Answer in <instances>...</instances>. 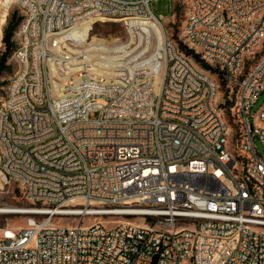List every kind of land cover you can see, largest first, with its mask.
I'll use <instances>...</instances> for the list:
<instances>
[{
	"label": "built area",
	"instance_id": "1",
	"mask_svg": "<svg viewBox=\"0 0 264 264\" xmlns=\"http://www.w3.org/2000/svg\"><path fill=\"white\" fill-rule=\"evenodd\" d=\"M33 1L14 0V7L23 17ZM153 1L41 0L33 19H22L14 39L46 33L49 46H31L33 61L45 58L38 80L10 78L9 108L19 124L0 118V173L36 207L26 228L0 227V264H264V156L257 147L259 140L264 150V124L250 123L264 93V49L251 56L254 42L264 41V0H191L183 40L200 63L211 57L224 99L214 100L212 79L192 73L165 36L157 73L152 65L126 82H100L103 107L90 96L88 107L65 103L71 88L60 65L71 57L57 60L55 26L155 19L163 29ZM248 17L256 25L247 26ZM42 86L47 96H38ZM104 98L115 101L116 116L106 115ZM218 102L231 124H219ZM76 110H84L81 122H74ZM132 110L141 117L129 120ZM111 217L123 221L111 224Z\"/></svg>",
	"mask_w": 264,
	"mask_h": 264
},
{
	"label": "rangeland",
	"instance_id": "2",
	"mask_svg": "<svg viewBox=\"0 0 264 264\" xmlns=\"http://www.w3.org/2000/svg\"><path fill=\"white\" fill-rule=\"evenodd\" d=\"M184 1L185 0H173V2L172 0H155L151 3V10L156 16H162L161 24L165 32L164 38L166 36L168 40L174 41L179 49L186 54L182 46L186 47L188 50L192 49L186 45L183 40L185 38L183 29L185 28L187 13L186 1L185 3ZM3 6L4 8L1 7L0 0V21L4 16L2 36H0V58L5 52V45L3 43L4 29L14 13L22 17V13L14 7L13 0H3ZM137 22L138 20H131V23L128 21L125 24L124 21L119 20L106 22L98 20L92 24L90 29L91 38H96L94 46H89L91 40L89 43L83 44L80 42L74 46H67V42L62 44V51L65 52V55L57 53V60H64L66 57H71L70 64H67L65 67L62 64L60 65L64 71L66 69L69 87L76 93V95L73 94L70 97L73 103L75 102V104L71 106L81 105L82 107L86 104L89 96L90 99H101L102 94H100V90H98L100 82L102 84L126 82L142 70L152 67V65L156 67L158 63H161L162 57L164 56L163 47H161L162 42L157 40L154 31L144 32L137 26ZM159 26L158 28H160ZM63 37L64 35L58 36V38ZM51 39H57V37ZM260 50L262 49L258 50L256 56H260ZM186 57L192 60L194 66L198 70H201L200 72L208 74L219 81L217 76H213L209 70L202 67V62H196L193 55L186 54ZM5 66L6 69L0 76V104L6 96V87L11 82L10 78H14L19 70V68L15 67H20L19 63L12 58V55L8 57ZM90 69H96V71H98L96 72L97 75L102 76L92 74V70ZM81 76H85L86 84L85 81L81 79ZM52 78L54 79V83L59 85L60 88L67 86V80L60 71H52ZM158 82L159 79L155 78L156 85ZM88 86L92 87L87 88ZM219 92V99H224V91H222L221 87ZM105 99L109 100V98ZM66 103L72 102L69 101ZM263 105L264 93L261 94L259 100L252 109L250 123L260 124L257 118ZM77 116L80 115H74V117ZM257 147L264 156V150L259 140H257ZM35 207V204L25 199L17 184L6 182L0 174V209H12L17 211L13 214H0V227L9 225L10 227L26 228L27 221L30 218L29 213H31ZM92 221L91 218H87L85 223L90 224ZM106 221H110L111 224L113 222L118 223L119 221H123V218L111 217L106 218ZM59 222L60 220L57 218L55 223L58 224ZM69 222L72 223V220H69Z\"/></svg>",
	"mask_w": 264,
	"mask_h": 264
},
{
	"label": "bare ground",
	"instance_id": "3",
	"mask_svg": "<svg viewBox=\"0 0 264 264\" xmlns=\"http://www.w3.org/2000/svg\"><path fill=\"white\" fill-rule=\"evenodd\" d=\"M185 1L187 7L185 25H189L190 13L192 11V1L191 0H185ZM40 7H41V0H34L33 8H25V11L23 12L24 21H30L31 19H33L34 8H40ZM94 10H101V1H94ZM3 19L4 16L1 18L0 21V36H2V25L4 22ZM98 20L101 19L92 18L89 19V24L84 23L81 27L70 26L67 29H63V26H55V32H50V39L57 37V33L58 36L64 35L63 38H58L57 53L60 55H65V52L62 51L63 49L62 44L64 42H67V46H74L80 42L83 44L89 43L91 40L89 46H94L95 45L94 42H96V38L95 37L91 38L90 29L92 24ZM131 20H138L137 26H139L144 32L154 31L157 40H159V42H162L161 47H163L164 32L163 29L159 26V22L157 20L155 19H147V20L131 19ZM156 24L160 28H158ZM254 25H256V17H248L247 26H254ZM196 33H203V26H196ZM184 35H185V39H188L187 31H184ZM15 42H16V49L13 54V58L19 63L20 68L15 74L14 79H18L19 84H26L27 81L35 82L36 80L39 79V77H41L42 68H45V58H38L37 62L33 61V54L30 53L31 46L41 47V52H48L49 37L46 33H38L35 34L34 36L19 37L15 39ZM263 44L264 41H255L254 48L251 49V56H256L258 50L262 49ZM204 60L211 63V57H204ZM184 63L186 64V66H192V73H199V70L194 66L192 60H190L186 56H184ZM23 65H25V67H23ZM159 66L160 63H158V66L156 65V67L153 68L155 73H157L156 70ZM96 72H98L96 71V69L92 70V74L97 75ZM97 76H102V75H97ZM200 78L212 79L214 100H220L219 89L221 86L219 82L214 78H212L211 76H209L208 74L202 72H200ZM157 79H159L158 76ZM91 87L92 86H88L87 88H91ZM61 88H67V86ZM12 90H13V83L11 81L6 87V96L2 101V103L0 104V118H3L5 124H19L18 115H16V113L14 112H11V108H9L8 100L12 96ZM17 93H24V86H17ZM48 93H49V86L39 87L38 96H47ZM73 94L76 95L75 91H73L72 89L65 90V103L70 101L72 102L71 105L75 104V102L73 103V101L70 99L71 95ZM90 100L92 102V106L103 107L102 98L97 100L96 99H90ZM88 106H89V98L86 104H84L82 107H88ZM104 107H106L107 116H116L115 101H112V98H109V100L108 99L106 100L104 98ZM253 107L254 106L251 107V112ZM75 115H80V116L74 117V122H81V120L84 119V116H82L84 115V110H76ZM258 115L259 116L257 119H259V123L264 124V105L262 106L260 113ZM136 117H141V110H132V113H129V120H136ZM218 119H219V124H231L230 117L227 116L225 102H218ZM16 212H17L16 210H12V209H0L1 215L13 214Z\"/></svg>",
	"mask_w": 264,
	"mask_h": 264
},
{
	"label": "trees",
	"instance_id": "4",
	"mask_svg": "<svg viewBox=\"0 0 264 264\" xmlns=\"http://www.w3.org/2000/svg\"><path fill=\"white\" fill-rule=\"evenodd\" d=\"M184 3H185V1H184ZM22 19L24 21V17H19V16H17L16 13H14L12 15L11 19L9 20L6 28L4 29L3 43L5 45V52L2 54V56L0 58V76L2 75L3 71L6 69V66L5 65H6V62H7L8 57L10 55H12V58H13V54H14L15 49H16V42H15V39L14 38H15L16 31H17L20 23L22 22ZM183 33H184V31H183ZM182 47L185 49L187 55H193V57L195 58L196 62H199L200 61L199 60V57L197 55H195L192 50H188L184 46H182ZM263 49H264V44L262 46V50ZM204 63H207V64H204ZM204 63L202 64V67L204 69H206V70H210L211 67L208 64H211V63H209L206 60H204ZM210 72L213 75V72L212 71H210ZM217 77H218V80H219V76H217ZM218 82H219V84L221 86L222 91L224 90V97H225V89L222 88L221 81H218Z\"/></svg>",
	"mask_w": 264,
	"mask_h": 264
},
{
	"label": "water",
	"instance_id": "5",
	"mask_svg": "<svg viewBox=\"0 0 264 264\" xmlns=\"http://www.w3.org/2000/svg\"><path fill=\"white\" fill-rule=\"evenodd\" d=\"M156 262H157V258L154 259V263L153 264H156Z\"/></svg>",
	"mask_w": 264,
	"mask_h": 264
}]
</instances>
